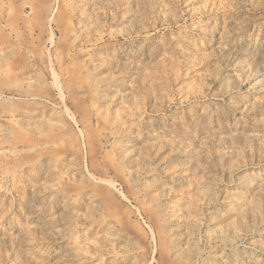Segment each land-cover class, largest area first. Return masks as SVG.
<instances>
[{
	"label": "rangeland",
	"instance_id": "rangeland-1",
	"mask_svg": "<svg viewBox=\"0 0 264 264\" xmlns=\"http://www.w3.org/2000/svg\"><path fill=\"white\" fill-rule=\"evenodd\" d=\"M0 264H264V0H0Z\"/></svg>",
	"mask_w": 264,
	"mask_h": 264
}]
</instances>
